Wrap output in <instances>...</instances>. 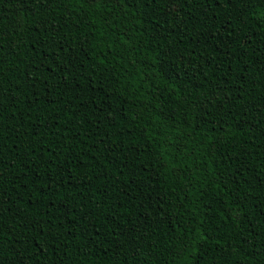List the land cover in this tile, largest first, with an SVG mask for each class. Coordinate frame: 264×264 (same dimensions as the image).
Masks as SVG:
<instances>
[{"label": "trees", "instance_id": "1", "mask_svg": "<svg viewBox=\"0 0 264 264\" xmlns=\"http://www.w3.org/2000/svg\"><path fill=\"white\" fill-rule=\"evenodd\" d=\"M0 264H264V0H0Z\"/></svg>", "mask_w": 264, "mask_h": 264}]
</instances>
